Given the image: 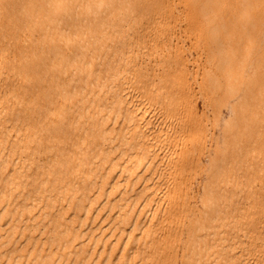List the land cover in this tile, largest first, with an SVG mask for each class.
Listing matches in <instances>:
<instances>
[{"label":"bare ground","instance_id":"6f19581e","mask_svg":"<svg viewBox=\"0 0 264 264\" xmlns=\"http://www.w3.org/2000/svg\"><path fill=\"white\" fill-rule=\"evenodd\" d=\"M101 1L0 0V264H264V84L233 97L249 72L228 42L170 70L164 20Z\"/></svg>","mask_w":264,"mask_h":264},{"label":"rangeland","instance_id":"374dc122","mask_svg":"<svg viewBox=\"0 0 264 264\" xmlns=\"http://www.w3.org/2000/svg\"><path fill=\"white\" fill-rule=\"evenodd\" d=\"M109 1L102 0L101 3L108 6L132 4L136 8H142L147 12L145 18H150L152 20L155 17L161 19V21L164 20L163 22L165 25L163 24V27L165 30L160 36L153 37V40L158 41V39H162L171 46L180 44L179 46L181 48L179 54L174 53L169 55L168 58L171 61L170 63H167V65H169L170 70H173L179 65L181 63L180 60L182 59L189 69L193 68L196 73L198 70L200 72L204 66V61L207 58L208 47H214L216 41L218 43L228 42L231 46L236 47V54H238L237 57L241 63V67L245 65V69L243 68L244 71L249 72L247 73L248 78L246 82L242 84L238 90L234 91L235 93L233 94V97L245 94L252 86L257 87L264 84V0H261L258 11H256L254 6L256 0H123L126 3L120 0ZM235 9L238 10L237 13H233ZM205 11H211V14L213 15V17H211L213 20L208 21V26L215 25V22L216 25H219L221 28L218 34H216L217 31L214 32L215 29H212L211 27L210 31L209 29L203 28L202 33H200L198 24H203L204 21H206L205 18L207 15L204 14ZM141 29L142 27H139L137 31L134 32V35L140 33ZM165 47V45L160 47L159 51L165 49ZM137 57V60H140L139 62L142 67L149 73L151 80L158 76V72L163 71V63L160 61L156 60V62L154 61L153 63L149 62V56L145 53L143 55L142 52H140ZM98 61L100 60L98 59ZM143 61L145 64L142 63ZM194 70L189 71L187 74V78L192 79L189 80L187 86L192 95L195 94L194 103L197 107L199 106L198 109L201 106L200 112L205 114L208 109L209 113L207 115L210 114L211 116V112H213L214 109L209 105H206V103L203 102V99L200 98V88H206L209 84L202 83L200 78L197 80L193 79L192 76L195 75ZM78 74L80 75L82 73L80 72ZM170 89L171 87L169 84L167 90ZM215 91L221 99V101L218 100V102H216L217 106L215 107V111H218L223 117V120L218 125L219 127H217L218 135H221V132L225 129L223 122L226 119H229L230 114L233 113L231 112L230 104L224 103L227 97L230 98L229 95L231 94L226 88H217ZM231 99L232 98H230V100ZM258 124L260 127L264 128V120L259 121ZM208 127L210 128L209 124ZM168 128L171 130L172 127L169 126ZM212 132L213 131L209 132L208 136H210H207L208 138L205 139L206 148L195 150L190 156V161H201L207 164L211 147L209 143L211 141ZM44 158L45 155H41L38 158L40 164L44 162ZM202 179L203 177L201 178L200 176L194 180L191 188L194 193L199 190L197 183L202 182ZM143 217L144 216L142 215L140 218L142 219ZM162 230V232L165 231V229ZM18 238H20V236H18L17 239ZM11 242L6 241L1 246V249H8L10 246L14 247V241ZM142 242L143 241L138 242V247L142 246ZM110 255L111 258H116L114 252H111Z\"/></svg>","mask_w":264,"mask_h":264}]
</instances>
